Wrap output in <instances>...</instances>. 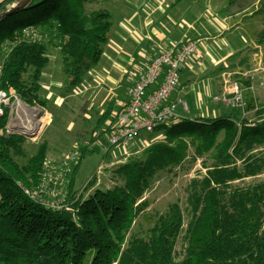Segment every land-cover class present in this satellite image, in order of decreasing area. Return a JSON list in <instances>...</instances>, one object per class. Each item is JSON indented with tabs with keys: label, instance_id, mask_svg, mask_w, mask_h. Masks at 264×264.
I'll return each instance as SVG.
<instances>
[{
	"label": "trees",
	"instance_id": "1",
	"mask_svg": "<svg viewBox=\"0 0 264 264\" xmlns=\"http://www.w3.org/2000/svg\"><path fill=\"white\" fill-rule=\"evenodd\" d=\"M17 1H3L0 13ZM93 1L98 0H33L4 17L0 91L12 89L27 105L46 109L41 80L49 46L60 50L67 90L82 84L102 61L113 27L108 10L87 12ZM26 27L39 29L48 40H23L2 57V44L17 41ZM218 111L214 117H184L157 127L155 134L164 138L116 170L121 183L85 197L74 185L81 161L97 141L91 138L79 147L67 195L56 207L35 196L49 144L42 142L19 164L16 158L27 157V136L7 130L11 109L5 107L0 116V264H264V179L257 178L264 174V116L251 123L243 109L223 102ZM188 159H204L206 172L188 184L186 208L175 202L166 213L149 215L144 196L156 176L176 173ZM247 179L252 181L244 183ZM94 182L88 181L85 191ZM140 218L152 224L144 235L133 233ZM180 239L184 250L178 257Z\"/></svg>",
	"mask_w": 264,
	"mask_h": 264
},
{
	"label": "rangeland",
	"instance_id": "2",
	"mask_svg": "<svg viewBox=\"0 0 264 264\" xmlns=\"http://www.w3.org/2000/svg\"><path fill=\"white\" fill-rule=\"evenodd\" d=\"M175 1L98 0L87 5V12L100 9L108 10L116 19L122 3L129 5V7H125L126 10H129V14L133 5L136 7L134 9L142 15L147 13L152 5H156L152 8L154 10L164 9L168 12ZM189 1L192 0H186L179 6L180 17L188 15L187 3ZM195 1L198 9L197 22L205 28L203 29L205 34L202 35L205 50H203L204 52L198 51L199 53L190 61L200 59L199 67L203 64L204 72L203 74L199 72V75L213 73V79L218 78V83L214 87V81L211 79L199 81L203 100L196 104L185 101L188 109L184 110L181 106L182 113L179 111L178 118L217 116L218 106L222 103L219 99L228 95V92L225 91L226 87L229 89L230 83L238 81L243 91L244 117L251 123L259 120L260 115L264 116V45H259L260 34L264 32V0H239L233 7H228V5L234 0ZM229 16H232V19H228ZM216 26L219 27L218 32H215ZM223 41L227 43V46L214 44L216 42L223 44ZM225 48L226 50H224ZM57 49L54 46H49L48 55L51 56V65L46 67L45 75L42 78L45 88L42 89L41 94L48 99L47 108L27 105L29 110H23L22 106L18 107V100L23 102L22 100L16 99L14 96H11L9 100L13 104V111L8 122L10 132H28L27 129H31L34 121L38 122L40 119L43 121L40 123L41 126H37L36 131L30 132L35 133L34 135L27 136V142L24 145L27 157L16 158V160L21 165L25 164L27 158L37 152L39 144L46 141L49 144L46 174L51 170V167L61 164L76 146L79 148L92 138L89 128L81 127L82 100L73 96L72 91L67 90L65 75L62 69L57 68L58 64L62 65V59ZM186 80V77L183 79L181 77L177 92ZM244 81H250L251 86L247 87ZM64 92L67 93V96L58 107L57 97ZM249 104H253L254 108L247 110L246 107ZM43 118L45 119L43 120ZM106 134L107 132L104 138L100 137L101 141L96 142L90 148V152L81 161L78 168L74 189L78 194H84L85 197L93 194L96 189L107 190L121 183L116 170L128 162L130 157L141 153L151 143L164 138L162 133L142 135L141 140L137 142L138 146L132 147V143L126 150L114 147L106 151L102 147V144H108V135L106 136ZM192 154L193 150L191 149L190 155ZM203 161L204 159H198L192 163L188 159L183 168L177 169L176 173H159L153 181L152 187L144 196V199L149 202L148 214L157 216L166 213L169 205L175 202H179L185 209L188 184L194 177H201L206 172ZM257 178L264 179V174ZM91 179H95V182L88 191H85V187ZM250 181L252 180L247 179L243 182L249 183ZM42 196L52 203L55 200L54 197L48 196L46 193H43ZM151 226V223L140 218L133 228V233L144 235ZM183 250L184 241L180 239L176 247L178 257L182 256Z\"/></svg>",
	"mask_w": 264,
	"mask_h": 264
},
{
	"label": "crops",
	"instance_id": "3",
	"mask_svg": "<svg viewBox=\"0 0 264 264\" xmlns=\"http://www.w3.org/2000/svg\"><path fill=\"white\" fill-rule=\"evenodd\" d=\"M3 1L5 0H0V4ZM185 1L176 0L168 12L164 9L154 10L152 8L156 5H152L149 11L142 15L134 9L136 7L133 5L129 14V10L125 9L129 5L122 3L118 17L115 19L112 15L113 27L110 32L109 43L104 49L102 61L89 71L82 84L72 90L73 96L82 100L81 127L84 129L88 127L91 137L97 138L96 142L101 141L100 137L104 138L106 132V136H109L110 123L114 115L128 103V87L130 83L136 79L140 72L147 68L162 50L169 47L172 40L195 39V41L199 42V52L201 50L204 52L205 42L202 35L205 34L203 32L205 28L201 27L197 22V2L195 0L189 1L187 3L189 8L187 10L188 15L180 17L179 6ZM151 9L154 11L150 14ZM228 19H232V16H229ZM218 31L219 27L216 26L215 32ZM214 44H221L223 47L227 46L225 41H223V44L220 42ZM57 50L62 59L60 50ZM50 58L51 56L49 55ZM200 62V59L193 62L190 61L182 70L181 77L182 79L186 77L187 80L181 85L178 92L177 88L171 100L178 101L181 99L182 101L196 104L203 100L199 89V81L211 79L214 81V83L212 81L214 87L217 85L218 78L213 79V73L209 72V75H199V72L202 74L204 72L203 64L199 67ZM48 65H51V62ZM58 65L57 68L62 69V65ZM44 70L42 78L45 75ZM44 84L41 80L42 89L45 88ZM64 99L65 97L62 94L57 97L56 104H58V107L63 103ZM180 109L181 106L178 108V113L179 111L182 113ZM98 131L99 134H97ZM141 136L132 142V147L138 146L137 142L141 140ZM102 145L105 150L108 144Z\"/></svg>",
	"mask_w": 264,
	"mask_h": 264
},
{
	"label": "built area",
	"instance_id": "4",
	"mask_svg": "<svg viewBox=\"0 0 264 264\" xmlns=\"http://www.w3.org/2000/svg\"><path fill=\"white\" fill-rule=\"evenodd\" d=\"M23 40L44 42L48 38L39 29L26 27L22 30L17 41H6L2 44V57ZM198 51V41L172 40L169 47L162 50L147 68L137 75L128 87V103L114 115L110 123L106 150L114 147L126 150L141 135L154 134L157 127L171 124L179 119L178 108L182 106L184 110H187V103L181 99L171 100V97L180 85L182 70L188 65L191 58L197 55ZM154 87L156 88L153 90ZM225 91L228 92V95L219 100L227 106L242 109L244 100L240 83L238 81L230 83L229 89L226 87ZM11 96L16 97L12 89L8 94L0 91V116L4 114L5 107H9L12 113L13 104L9 102ZM19 106H22L23 110H29L26 103L18 100ZM7 130L11 131L9 124ZM27 130L32 132V129ZM79 157L80 150L76 146L61 164L51 167L47 174L45 172L35 196L46 193V195L55 198L52 203L45 197L48 204L56 207L61 206L68 192L72 165L78 164Z\"/></svg>",
	"mask_w": 264,
	"mask_h": 264
},
{
	"label": "water",
	"instance_id": "5",
	"mask_svg": "<svg viewBox=\"0 0 264 264\" xmlns=\"http://www.w3.org/2000/svg\"><path fill=\"white\" fill-rule=\"evenodd\" d=\"M31 2H33V0H18L17 2H15L10 8L9 10L3 12V13H0V21L6 17V16H9L11 15L13 12H15L16 10H19L21 8H24L26 7L28 4H30ZM39 126H41L39 124ZM36 131V130H34ZM24 135L28 136V135H34L35 133H30V132H24L23 133Z\"/></svg>",
	"mask_w": 264,
	"mask_h": 264
},
{
	"label": "bare ground",
	"instance_id": "6",
	"mask_svg": "<svg viewBox=\"0 0 264 264\" xmlns=\"http://www.w3.org/2000/svg\"><path fill=\"white\" fill-rule=\"evenodd\" d=\"M42 122H43V121H42L41 119L39 120V122H35V121H34V124H33V126L31 127L32 131H33V130H36V128H37V126H38V123H42ZM37 129H38V128H37Z\"/></svg>",
	"mask_w": 264,
	"mask_h": 264
}]
</instances>
